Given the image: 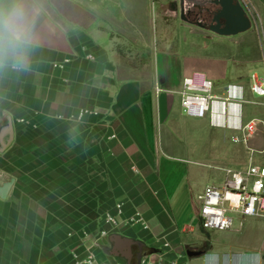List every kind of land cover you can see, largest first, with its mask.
<instances>
[{
	"label": "crops",
	"instance_id": "obj_1",
	"mask_svg": "<svg viewBox=\"0 0 264 264\" xmlns=\"http://www.w3.org/2000/svg\"><path fill=\"white\" fill-rule=\"evenodd\" d=\"M124 2L0 0V146H8L0 152V193L10 184L0 195V264H69L119 204L124 219L141 213L146 227L122 234L144 242V256L157 264H264V246L248 241L264 234V219L248 218L240 231H204L198 201L194 214L186 199L170 198L177 179L194 171L248 166L247 148L239 159L221 143L264 117L226 98L256 95L247 84L209 77L208 58L158 53L149 75L123 64L114 28L128 17ZM191 76L211 80L222 99L206 118L181 106ZM195 157L203 171L183 164ZM223 178L209 179L197 195Z\"/></svg>",
	"mask_w": 264,
	"mask_h": 264
},
{
	"label": "rangeland",
	"instance_id": "obj_2",
	"mask_svg": "<svg viewBox=\"0 0 264 264\" xmlns=\"http://www.w3.org/2000/svg\"><path fill=\"white\" fill-rule=\"evenodd\" d=\"M239 1L251 18L252 27L237 35L222 36L196 24L198 21L212 17V13L219 9L216 4L208 3L200 9L193 6L197 4L196 0H187L191 11L188 12L189 10L186 9L188 21H185L181 18L182 0H127L128 5L124 7V2L123 9L126 10L128 17L118 21L116 19V28H114L122 63L137 67L145 75H149L156 69L158 53L181 58L186 53L192 56L194 61L208 58L214 61L206 67L203 66L202 70H205L209 77L218 81L231 78L241 87L247 84L251 93L253 77L258 76L264 80V0ZM254 98L256 100L253 102H250L251 99L248 97H234L229 101L226 98V101L251 105L259 116L264 117V98L257 95ZM237 108L238 105L235 111ZM262 122L263 125L254 138L256 150L254 158L256 163L264 165V121ZM221 147L232 152L231 155L239 159L243 154V147L248 149L243 143H233L232 135H225ZM197 159L195 157L190 163L183 164H192L203 171L205 166L197 163ZM3 164L7 168V160ZM214 176L219 180L224 175L218 171L210 172V175L194 171L187 180L184 178L177 179L178 182L175 180L178 188L176 192L170 194L171 200L186 199L195 214L198 189L209 179L211 181ZM127 228L122 226L113 233L122 234ZM248 241L251 245L262 248L264 234L250 235ZM99 246L102 254L111 256L112 243L109 238L103 239ZM102 254L99 253L103 258ZM120 260L122 263L126 261L122 258Z\"/></svg>",
	"mask_w": 264,
	"mask_h": 264
},
{
	"label": "built area",
	"instance_id": "obj_3",
	"mask_svg": "<svg viewBox=\"0 0 264 264\" xmlns=\"http://www.w3.org/2000/svg\"><path fill=\"white\" fill-rule=\"evenodd\" d=\"M159 90V89H158ZM253 94L264 98V80L253 77L251 85ZM181 106L184 112L195 118H206L214 101L221 100L215 94L213 82L209 79L186 77L180 90ZM232 99L231 97L227 100ZM94 113L89 110L83 112ZM263 125L262 120L253 118L242 127L234 130L232 142L247 145L250 152L249 164L245 169L223 168L224 178L219 184H209L197 195V221L204 231H230L243 229L248 218L264 219V165L255 162V148L250 143L257 136ZM264 134V132H263ZM116 214L108 212L104 216V227L96 235L94 242L84 253H74L69 264H124L106 263L100 259L98 247L103 239L120 227L146 223L139 212L123 219L122 204L118 205ZM187 229H192L188 226ZM166 246L168 244L166 243ZM142 264H157L143 256Z\"/></svg>",
	"mask_w": 264,
	"mask_h": 264
},
{
	"label": "water",
	"instance_id": "obj_4",
	"mask_svg": "<svg viewBox=\"0 0 264 264\" xmlns=\"http://www.w3.org/2000/svg\"><path fill=\"white\" fill-rule=\"evenodd\" d=\"M210 3L216 4L219 6L218 11L215 15V20L218 22L221 19H224V26L221 27L220 24L217 26L206 27L201 21H198L196 24L201 28L209 29L215 33H218L222 36H231L243 33L251 29L252 21L248 16L246 9L240 3L239 0H211ZM181 18L185 21H188L186 17V11L184 6V0H182L181 6ZM8 146L1 145L0 152L4 151ZM10 184H7L6 187L0 193L1 197H4L6 191L8 190ZM112 247L110 249V254L115 257H121L126 260L127 264H133V247L138 246L140 253L138 256V263L142 264V258L144 254L145 244L141 240L134 239L129 236L122 235L120 233H113L109 237ZM186 254L190 257L200 255V251L188 250Z\"/></svg>",
	"mask_w": 264,
	"mask_h": 264
},
{
	"label": "flooded vegetation",
	"instance_id": "obj_5",
	"mask_svg": "<svg viewBox=\"0 0 264 264\" xmlns=\"http://www.w3.org/2000/svg\"><path fill=\"white\" fill-rule=\"evenodd\" d=\"M190 11L191 10H189L188 12H190ZM217 11L218 10H216L215 12L212 13V17H209V18L205 19L204 21H201L204 25H206L207 28L211 27V26H217L219 24H220L221 27L224 26V19H221L218 22L215 20V15H216ZM188 12H186V13H188ZM133 253H134V255H133L132 262H133V264H137L138 263V256H139V253H140V249H139L138 246H134L133 247ZM142 254H145V249L142 251Z\"/></svg>",
	"mask_w": 264,
	"mask_h": 264
},
{
	"label": "bare ground",
	"instance_id": "obj_6",
	"mask_svg": "<svg viewBox=\"0 0 264 264\" xmlns=\"http://www.w3.org/2000/svg\"><path fill=\"white\" fill-rule=\"evenodd\" d=\"M196 1H197V4H196V5H193V6H194V7H195V6H196V7H199L200 9H202L206 4H208V3L211 2V0H200V1L196 0ZM184 6H185V11H186V9H187V11L191 9V6L188 5L187 0L184 1ZM193 6H192V7H193ZM187 11H186V12H187Z\"/></svg>",
	"mask_w": 264,
	"mask_h": 264
}]
</instances>
